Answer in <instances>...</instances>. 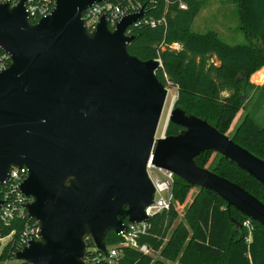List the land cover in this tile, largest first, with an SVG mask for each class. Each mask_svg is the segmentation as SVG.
<instances>
[{"label":"water","instance_id":"1","mask_svg":"<svg viewBox=\"0 0 264 264\" xmlns=\"http://www.w3.org/2000/svg\"><path fill=\"white\" fill-rule=\"evenodd\" d=\"M101 1L56 0L36 23L25 0L0 3V47L12 59L0 70V184L12 166L28 168L20 189L31 198L28 217L39 224L16 258L91 264L88 238L106 252L109 231L149 221L150 161L264 225V202L197 157L219 153L263 184L264 158L174 102L167 121L181 129L157 136L169 95L157 76L162 64L129 50L128 29L145 11L122 16L115 29L104 14L91 29L85 12Z\"/></svg>","mask_w":264,"mask_h":264},{"label":"trees","instance_id":"2","mask_svg":"<svg viewBox=\"0 0 264 264\" xmlns=\"http://www.w3.org/2000/svg\"><path fill=\"white\" fill-rule=\"evenodd\" d=\"M102 1L119 7L140 5L144 9V17L128 29L133 36L129 50L144 60L161 59L158 78L166 86L178 89L174 107L205 118L228 134L243 110L246 92L255 89L257 97L252 110L244 113L229 135L264 158V123H259L256 116L264 108V84L250 81L251 75L264 66V0H235L240 28L247 40L237 44L226 42L214 29L193 30L203 8L202 0ZM181 2L187 8H181ZM180 129L181 126L169 121L166 135L177 134ZM197 162L238 183L264 202V184L219 153L207 150L197 157ZM195 187L176 175L171 207L150 217L149 230L139 241L148 244L152 252H159L160 257L126 246L121 248L120 264H173L179 254V260L185 264H264V225L228 206L216 192L197 187L198 194L186 208V220L180 218L178 207ZM232 218L242 224L249 218L250 229L238 227ZM28 221L35 224L27 216H17L10 224L0 223V237L11 234L6 243L0 241V264L4 261L20 264L16 253L24 246L22 230ZM121 239L109 231L106 244ZM87 240L89 247H93L92 239Z\"/></svg>","mask_w":264,"mask_h":264},{"label":"built area","instance_id":"3","mask_svg":"<svg viewBox=\"0 0 264 264\" xmlns=\"http://www.w3.org/2000/svg\"><path fill=\"white\" fill-rule=\"evenodd\" d=\"M20 1L21 0H0V3L10 2L12 5H16ZM55 5L56 0H25V6L29 14V19L33 23H36L42 17L50 14ZM180 7L185 9L187 8V5L186 3L181 2ZM139 10L140 5L130 4L126 7H119L114 6L111 3H103V1H101L90 6L86 10L84 17L86 19L87 25L93 29L96 27L101 17L105 14L110 27L115 29L122 16L131 12H137ZM161 21L162 20H159L158 22ZM151 24L155 25L156 21L152 20ZM157 59L162 64L161 59ZM11 62V55L0 47V70L9 67ZM176 99L177 97L174 98V103ZM167 125L168 121L166 120L162 132L163 136L166 135ZM147 168L148 174L155 187L153 202L146 210L147 214L151 217L153 214L171 207L173 202V189L176 174L168 169L157 167L156 165L152 164L151 161L148 163ZM28 172L29 170L26 166H12L10 169L9 178L3 184H0V200L2 201V205H0V223L10 224L17 216L28 217L25 204L31 201V198L26 197L20 189V184L28 176ZM29 220L33 219L29 218ZM243 225L250 229V219L248 218L244 220ZM148 230L149 221H127L125 229L122 230L120 234H118L122 237L119 242L110 245L106 244V252L101 251L95 245L93 247L88 246L86 261L91 264H120L121 248L126 246L136 248L147 254H152L151 247L148 244L141 243L139 241L140 237L146 234ZM38 231L39 224L37 221H35V224L29 221L26 222V226L22 230L21 237L24 246L29 242V240L37 238ZM10 237L11 234L6 237H0V241L2 242V240L5 238H8L9 240ZM17 261H20V264H29L18 259ZM10 264L13 263L11 262Z\"/></svg>","mask_w":264,"mask_h":264},{"label":"rangeland","instance_id":"4","mask_svg":"<svg viewBox=\"0 0 264 264\" xmlns=\"http://www.w3.org/2000/svg\"><path fill=\"white\" fill-rule=\"evenodd\" d=\"M203 2V8L201 12L196 17L194 23H193V30L198 32H205L209 29L217 30L220 34V36L228 43L230 44H237V43H245L246 37L244 33L238 28L240 21L238 18V5L235 0H202ZM263 67L256 70L250 77V81L256 85H263L264 84V76H263ZM169 87V95L166 102V106L161 118V122L159 125L157 136L162 135L163 128L165 125V122L167 120L168 112L171 106V103L173 102L174 98L178 96V90L176 86H168ZM247 97L244 101V107L242 112L238 115L237 119L234 121L233 125L228 129L227 133L232 134L234 128L236 125L240 122L242 117L244 116V113L247 110H252L254 101L256 100L257 93L255 89H249L247 92ZM257 120L259 123H264V108L259 110V112L256 114ZM213 161H217V156H214ZM198 194V188L195 187L191 189L188 192V196L184 203L179 209L180 218L186 220L185 213L186 208L192 202L195 198V196ZM174 198V197H173ZM187 223V221H186ZM188 224V223H187ZM188 227L190 229V226L188 224ZM8 238H5L2 240L3 243H6ZM188 241H185V243ZM152 255L155 258L160 257L159 252H152ZM180 254L176 258V260L173 261V264H185L179 260ZM11 261H4L3 264H10Z\"/></svg>","mask_w":264,"mask_h":264},{"label":"crops","instance_id":"5","mask_svg":"<svg viewBox=\"0 0 264 264\" xmlns=\"http://www.w3.org/2000/svg\"><path fill=\"white\" fill-rule=\"evenodd\" d=\"M238 28L241 30V28H240V24H239V26H238ZM242 31V30H241ZM243 32V31H242ZM244 33V32H243ZM245 35V34H244ZM264 68V67H263ZM263 76H264V71H263ZM264 78V77H263ZM177 88V87H176ZM178 90V89H177ZM178 93V92H177Z\"/></svg>","mask_w":264,"mask_h":264}]
</instances>
